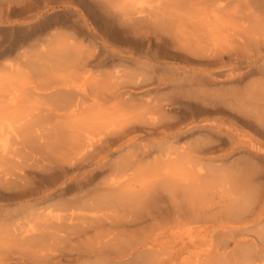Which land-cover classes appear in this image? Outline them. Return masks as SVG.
Instances as JSON below:
<instances>
[{
  "label": "rangeland",
  "instance_id": "obj_1",
  "mask_svg": "<svg viewBox=\"0 0 264 264\" xmlns=\"http://www.w3.org/2000/svg\"><path fill=\"white\" fill-rule=\"evenodd\" d=\"M245 1L11 0L0 8V83L10 91L0 100L11 104L0 108V126L9 129V125L15 128L19 124L12 92L20 87L28 106L37 105L41 115L67 121L82 138L90 135L94 141L131 115L117 117L111 110L120 104L119 97L105 103L100 99L107 93L106 87L128 85L127 95L133 97L130 103L137 110L152 98L175 101L165 119L176 122L179 141L173 129L149 132L139 128L98 147L84 165L61 174L59 182L69 178L74 187L76 179L93 171V180L85 189L123 181L136 190L161 162L164 148L180 153L184 147L215 146L170 165L181 177L180 193L175 200L162 199L168 211L156 219L127 228L106 223L79 238L51 237L49 242L37 244L14 235L5 224L7 217L36 204L38 212H58L56 206L45 210L44 201L51 197L58 203L81 193L74 187L65 198L56 190L49 197L52 187L35 173L41 162L28 165L31 170L25 179L13 184L0 181V264H214L241 261L244 251L252 254L254 264H264V103H238L233 96L238 90L264 87V20L260 19V30L252 22L244 24L238 12ZM257 1L264 4V0ZM244 31L254 35L256 43L244 42ZM25 74H33L32 79ZM43 75L51 78L43 79ZM209 75L219 77L220 82L197 85ZM203 88L211 94L202 93ZM61 91L77 98L78 93H85L83 107L73 113L60 111ZM218 95L225 99L219 100ZM202 123L217 124L232 137L224 131L195 127ZM7 142L0 135V146ZM256 146L262 148L261 155L250 152ZM144 149L151 153L139 157ZM137 155L140 159L127 174L116 173L117 165ZM3 162L0 160V166ZM197 178L203 196L200 198L199 190L193 202L198 212L195 216L189 199H195L190 183ZM245 180L251 199L235 210ZM36 186L40 194L20 193ZM128 210L105 211V216L132 212Z\"/></svg>",
  "mask_w": 264,
  "mask_h": 264
},
{
  "label": "bare ground",
  "instance_id": "obj_2",
  "mask_svg": "<svg viewBox=\"0 0 264 264\" xmlns=\"http://www.w3.org/2000/svg\"><path fill=\"white\" fill-rule=\"evenodd\" d=\"M10 1L11 0H0V8L4 7L5 5H8ZM155 7H158V5H156ZM218 8L221 9V5L218 4ZM229 10L231 11V9ZM214 14L213 17L215 18ZM238 14H240L241 17L239 19L243 20L244 24L247 21L252 22L254 25L258 26L257 28H259L260 30V19L264 20V4L259 3L257 0H246L244 2L243 9L241 10V12H238ZM244 32L246 34V31ZM241 36V38H244L243 40L247 44L256 43L257 41L255 40L257 38H255L254 35L249 36L246 34V36ZM86 63L87 62H84L83 65H86ZM73 67L78 69V63H74ZM38 73L40 74V71H38ZM39 74L36 75L38 76ZM24 76L32 79L33 74H25ZM48 76L43 75V79H46L45 77H47V79L51 78V76ZM2 77L4 78V76ZM205 77L206 79L197 82L198 86H207L206 84L214 85L220 82V79L217 76L209 75V77ZM29 83H32V81ZM113 87L114 86L106 87L107 93H105L103 95V98L100 99L105 103L106 101L119 97L121 99L120 104L117 106H113L111 110L119 114L117 117H123L128 114L131 115L129 116V118L122 120V124L116 126L115 128H113L112 131L108 132L102 138H99L95 141L93 140V138L89 137L90 135L82 138L78 130L74 128L73 125L68 124L67 121H58L57 119H55L56 117L52 114H47L46 116L41 115L40 107H38L37 105L28 106L26 97H24V94H22L24 93L22 87H20L14 92L11 91L14 95L13 98L15 100L14 105L16 106V119L20 125H16L15 128L13 125H9V129L0 126V135H4L5 139L8 141L7 143H3L2 146H0V160L2 162L4 161L2 163V166H0V181L4 183H12L20 178H24L26 177L25 174L29 173L31 170L28 168V165L33 166L41 162V169L39 171H35V173L40 174V177L41 179H43V182H47V184L52 187V190L48 189L49 197L52 196L55 192H59L58 196L60 198L68 196L69 192L74 187L78 188L79 192L81 193L80 195L78 194V196L75 197H64V201L60 199L61 202L59 201L58 203H54L51 200V197L49 198L50 200L47 199L46 201H44L45 210L50 207L56 206L57 209L55 211L58 212H38L36 211V209L38 208V205L36 204L28 211L16 212L12 215H9L5 221V224L12 229V233L14 235H17L24 240H34L35 244H37L42 242H49V239L51 237L62 236L64 238H70L73 236L79 238L90 230L99 229L106 223H108V225L111 227L127 228L129 226H136L140 223H144L148 220L156 219V217H159L168 211V208H165L163 206L164 202L162 201V199L168 196L171 199L175 200L178 198L180 193L177 187L179 182L182 181L180 179L181 177L178 176L177 172L174 171L170 165L177 161H180L181 158L186 155L188 157L190 156L191 158L192 156L194 157L195 155L204 153L206 151L208 152L215 148L214 145L210 144H207V146L205 144L206 147L199 145L192 147L189 146L184 147L183 151H181L180 153H178L176 149L170 150L172 148L171 146H169L171 147L170 149L164 148L161 154V162L156 164L149 171L148 180L146 181V183L136 186V190L126 187L123 181L109 182L103 185L100 184L91 189H85L86 186L90 185L93 180V171H89V173L83 176V178L81 179H76L74 181V187H72V182L69 178L59 182V179L62 176L61 174L64 175V172H66V170L68 169L84 165L87 158H89V156L91 155L90 153L95 151L98 147L103 148V146L107 145L110 141L119 139L120 136H123V134H128L129 132L135 131L139 128H144L149 132L157 131L159 128L162 127L164 130L173 129L174 131H172V133L175 136L177 135L175 138L178 140L180 130L178 128L175 129L176 122L174 120L171 121L165 119V117L168 116L167 112L169 110V107L173 103H175V101L170 102V100L164 101V99L161 98H152L151 101H147L145 103V107L143 109L137 110V107L130 103L133 100V97L131 95H127L128 85L124 84V86L122 87H117L115 85L116 88ZM33 88L36 89L37 87L32 86V89ZM47 88L51 87L47 86ZM200 91L202 93H206V95L209 94L207 93V91H205V88L200 89ZM7 94H10V91L6 89V86L3 83H0V99L7 97ZM78 94L80 95V98H77V95L72 96V93H70L69 91H61V93L59 94V104H57L60 111H67L73 113L77 112L80 107H83V98L86 96V94ZM233 96L234 100L238 103L242 100H245L244 102L259 105L261 103H264V87L261 86L260 88L256 85L251 88L249 87L248 89H246L245 92H241L238 90L237 92L233 93ZM215 97H218L219 100L225 99V96L218 95ZM2 100H0V108H8L11 106V104L9 103L4 104L5 102ZM84 118L85 117H83V119ZM144 124H149L152 127H145ZM195 127H197L199 130H206L210 132L224 131L219 125L214 123H202L200 126ZM193 128H191L190 130H192ZM224 132H226L227 136L232 137L229 131ZM9 144H12L10 150ZM88 147L90 150L88 149ZM85 148L86 151L81 154V152ZM253 148L254 151L252 150L250 152H253L254 155H261V147L256 146ZM70 153H74L75 156L70 157ZM150 153L151 150L144 149L140 153L139 157L148 156ZM41 156H43V158ZM139 157L137 155L129 156L128 158H126L124 161H122L119 165L116 166V173L118 175L127 174V172L131 170L135 162L140 159ZM17 158H22V160H18ZM109 176H107V178ZM247 184L248 183L245 180L243 185L239 188L240 200L238 199L237 203L234 204L233 207L235 210L238 209L240 203L242 205L246 202L245 200H248L249 198L251 199V190L248 189ZM190 185L192 191H194L193 195L195 199H188L190 204L192 205L191 211L196 216L198 212L197 209L193 206V202L196 203L197 198L199 196L200 198L203 196L201 195L203 193V188L202 190H200L202 184L199 178L194 180L192 179ZM54 190L56 191L53 193ZM34 192L36 194L41 193L37 186L34 188H26L20 193L22 195H32V193ZM198 192L200 194L199 196ZM229 199L231 200L230 197ZM175 208L179 213V207ZM127 209H130L128 211L132 212L127 211L128 214H122L120 216L114 214L108 218H106L105 216L107 215L106 212L109 211L113 213H118L119 210L126 211ZM116 235L117 234L114 233V237ZM114 237H112L111 239H114ZM61 240L63 241V239ZM146 244L147 243L145 242L144 245ZM128 246L130 247V245ZM130 249H134V247L132 246L130 247ZM241 256V261H221L216 263L214 262V264H254L253 256L252 254H250L249 251L242 252Z\"/></svg>",
  "mask_w": 264,
  "mask_h": 264
}]
</instances>
